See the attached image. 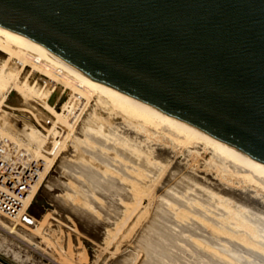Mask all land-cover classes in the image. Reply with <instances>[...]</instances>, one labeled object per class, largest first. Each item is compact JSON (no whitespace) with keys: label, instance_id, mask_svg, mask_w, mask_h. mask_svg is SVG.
I'll use <instances>...</instances> for the list:
<instances>
[{"label":"bare ground","instance_id":"1","mask_svg":"<svg viewBox=\"0 0 264 264\" xmlns=\"http://www.w3.org/2000/svg\"><path fill=\"white\" fill-rule=\"evenodd\" d=\"M0 133L14 138L45 164L34 199L27 209L28 223L0 214V228L7 234H15L27 243H39L38 238L48 236V232L52 235L50 225L53 223L60 239L63 226L68 221L71 223L72 212L73 218L77 217L74 219L83 221L82 225L91 224L97 233L100 231V222L106 220L101 221L99 214L98 222L89 212L95 205L97 196L93 194L96 192L91 190L93 206L80 201L75 194V188L77 193L82 190L77 189L78 184L74 186L75 181L67 180L65 175L49 173L51 167V172L68 169L78 174L79 185L85 187L88 195L92 193L91 186L103 191L107 199L104 216L112 219V227L103 231L102 241L95 246L108 255L115 254L121 243L127 252L130 247L131 253H126L130 257L140 249L147 254L156 252L157 256L152 255L149 261L163 264V257L166 258L170 250L167 246L187 234L195 255L206 254L210 259L208 264L211 261L213 264H264L263 167L164 115L130 102L1 26ZM205 153L208 157L199 164V158ZM167 168L166 179L160 185L162 192L158 196L156 191L158 197L152 202L160 213L148 216L131 239L133 245L129 246L126 237L151 202L149 183L157 181ZM52 186L63 187L64 192L51 194L47 206L43 194ZM86 196L84 198L89 199ZM37 198H41L40 201ZM157 217L166 222L161 228V223L157 227ZM151 233L158 234L164 242ZM201 238L209 240V244ZM186 242L182 240L185 244L182 245L179 239L178 244L183 246L181 251L187 249L189 242L188 245ZM54 245L50 246L51 253L57 252L58 247ZM175 248L174 252L178 247ZM181 251L179 249V254ZM126 256L117 257L115 264H133V258L127 261L130 257ZM182 260L183 264L189 262ZM192 261L194 264L196 260Z\"/></svg>","mask_w":264,"mask_h":264},{"label":"water","instance_id":"2","mask_svg":"<svg viewBox=\"0 0 264 264\" xmlns=\"http://www.w3.org/2000/svg\"><path fill=\"white\" fill-rule=\"evenodd\" d=\"M0 26L264 168V0H0Z\"/></svg>","mask_w":264,"mask_h":264},{"label":"rangeland","instance_id":"3","mask_svg":"<svg viewBox=\"0 0 264 264\" xmlns=\"http://www.w3.org/2000/svg\"><path fill=\"white\" fill-rule=\"evenodd\" d=\"M205 157L207 158L208 157V154L207 153H205L202 157H200L199 158V164H201L202 162H203V160L205 159ZM190 166H188V168H189ZM49 173H51V174H53V175H60V176H64L65 178H67V180H71L72 182H74L73 184H74V186H77L76 184H78V186H77V189L79 188V189H82L83 191H85L84 189H85V187H84V189L82 188V187H80V185H79V175L78 174H76V173H73V172H68L67 170L68 169H65V172L64 171H62L61 169H58L57 171H52L51 172V167L49 168ZM168 168L162 173V175L159 177V179L157 180V181H155V182H151V183H149V190H150V193H151V202H150V204L146 207V210H145V212L147 211V213H143L142 214V217L140 218V221L139 222H137V223H135V225H133V230H131V233L129 234V235H127V239H129V241H128V245L131 243V239H133V237L135 236V234L139 231V229H141V225H143L144 224V221L146 220V219H148V216H149V218L151 217V216H153V214L154 213H156V212H159L158 211V209L156 210V208H153V206H154V203H152L153 202V200H155L158 196H159V193L160 192H162V188H161V182H163L166 178V176H167V173H168ZM63 173H62V172ZM65 173V174H64ZM74 175H73V174ZM166 174V175H165ZM76 176V177H75ZM78 177V178H77ZM76 178V179H75ZM164 178V179H163ZM162 179V180H161ZM77 180V181H76ZM153 185V186H152ZM160 187V188H159ZM91 188H93V189H91ZM95 188V189H94ZM157 188V189H156ZM97 188L96 187H90V191L91 190H93L94 192H96V193H94V192H90L91 194H89L88 195V193H86L87 191H85V193L84 194H87L88 196H89V199L88 198H84V196H86V195H84L82 192V190H79V191H81V192H79V193H77L76 192V188H75V194H77V198L81 201H83V200H85L84 202H89V204H90V206L92 205H94V198L93 199H91L90 198V195L92 196V194L93 195H95V196H97V198H95V205L93 206V207H90V210L91 211H89L90 213H91V215H92V213H93V215H92V217L93 216H95V217H93V218H95V219H97L98 220V222H100V220H99V214H100V217L102 218L101 219V221L102 220H106V221H104L105 223H102V222H100V231L97 233L96 232V230H94V226L93 225H91V224H85L84 223V225H88L87 227L86 226H84V225H82L83 224V221L82 222H80V219H79V221L77 220V219H74V218H77V217H74L73 218V216H75V214L73 213H71V215H70V218H71V223H70V221H68L67 222V224L66 225H64L63 226V228L64 229H62V232H63V234L61 235V237L62 238H60L59 239V237H60V234H59V230L54 226V225H52L53 223H51V225H50V228H53L52 229V231H51V234L52 235H49L50 233L48 232V236H44L43 238H38V241H39V243H27L26 241H24V240H22V239H20V238H18L15 234H10V233H6L5 231H3L1 228H0V255L1 256H3L4 258H6L7 260H9V261H11V262H13L14 264H78L79 262V264H83L84 262V264H115V261H116V259H117V257L119 258V257H125L127 254H129V253H131V251H129V249H130V247L129 248H127L128 249V252L126 251V248H125V246L124 245H122L121 243L118 245L119 246V249H118V251L117 252H115V254H113V255H108V254H106L105 252H102V251H100L99 250V247L98 246H95L96 244V242H98V241H102V238H103V231L106 229V228H111L112 227V219H105V216L104 215H106V213L105 212H107L106 210H107V199L105 198V195H104V193H103V191H101V190H96ZM156 191L158 192V196L157 195H155L156 194ZM54 192H56V193H62V192H64V188L63 187H60V186H52V188L51 189H47L45 192H44V194H43V199L45 200V203H46V205L48 206V204H49V198H50V196H51V194H56V193H54ZM98 192H99V195H98ZM155 192V193H154ZM83 195V198H82V195ZM104 196H103V195ZM79 195H81V196H79ZM88 196H86V197H88ZM103 197L104 198V200H102V198H100V197ZM156 196V197H155ZM154 198V199H153ZM38 199V198H37ZM41 199V198H40ZM40 199H38V201H40ZM99 199V201H97ZM104 201V207H103V202L101 201ZM43 200V201H44ZM93 201L92 203H91V201ZM42 202V201H41ZM43 203V202H42ZM96 203H97V205H96ZM99 203L101 204V205H99ZM106 205V206H105ZM102 206V207H101ZM98 207L100 208V210H102V212H100V210L98 209ZM103 208V209H102ZM150 209V210H149ZM152 209H154V211L152 210ZM105 212H104V211ZM96 211V212H95ZM153 211V212H152ZM98 212V213H97ZM96 213V214H95ZM102 213V214H101ZM148 213H150V214H148ZM160 213V212H159ZM148 214V215H147ZM98 215V216H97ZM151 215V216H150ZM144 217V218H143ZM93 218H91V221H92V223L94 224V220H92ZM104 218V219H103ZM159 217H157V219H158ZM161 220H163V219H161V218H159L158 219V223L156 222V224H157V227H158V224H160L161 223V225H159V228H161V226L163 227V224L162 223H166V222H164V221H162L161 222ZM77 221V222H76ZM78 222H80V223H78ZM107 222V223H106ZM71 224H74V226L73 225H71ZM102 224V225H101ZM169 223H167V225H168ZM71 225V226H70ZM91 225V226H90ZM105 225V226H104ZM110 225V226H109ZM154 225H155V222H154ZM66 226H68V227H66ZM69 226H70V228H69ZM73 226V227H72ZM102 226V227H101ZM171 226H173V225H171ZM71 227L73 228V230L71 231ZM74 227H76V230L74 229ZM105 227V228H104ZM137 227V228H136ZM140 227V228H139ZM174 227V226H173ZM67 228H68V230H67ZM66 229V230H65ZM101 229H103V230H101ZM138 229V230H137ZM175 229H177L176 227H175ZM63 230H65L66 232H64ZM135 230H136V232H135ZM70 234H69V233ZM76 232V233H75ZM135 232V233H134ZM157 232H159L158 231V229L156 230V233ZM66 233V237H65V234ZM74 233H75V235H74ZM80 233V234H79ZM96 233V234H95ZM134 233V234H133ZM68 234V235H67ZM90 234V235H89ZM152 234V236H154L157 240H162L163 242H164V240L161 238H159L160 236L158 235V234H153V233H151ZM64 235V236H63ZM133 235V236H132ZM186 236H182V238H187L188 236H187V234H185ZM49 236H50V238H49ZM67 236H69V237H67ZM87 236V237H86ZM17 237V238H16ZM71 237V238H70ZM129 237V238H128ZM45 238H46V240L48 241H46L45 240ZM53 238V239H52ZM69 238V239H68ZM76 238V239H75ZM178 239L177 240H173V242H172V244H171V246H167L168 247V254H167V256H166V258L165 257H163V264L164 263H169L170 264V262L172 263V264H183L182 262H184V260H182V259H185L186 260V262L185 263H187L188 261L191 263V261L189 260V259H193L194 261H192V262H194V264H203V262H204V264H208V260H210L207 256H206V254H204V256H203V253L201 254H199V257L198 256H196L195 255V252L193 251L194 249H193V246L192 245H190L192 242H189V239L190 238H187V240H185L184 241V239H182L181 238V236L180 237H177ZM198 238V237H197ZM40 239V240H39ZM57 239H59V240H57ZM179 239H180V242L182 243V240H183V242H186L187 243V245H188V242H189V245L187 246V247H185V248H187L186 250L184 249H182V251H181V248H183V246H181V244L179 245L178 244V242H179ZM203 241H204V243H206V241L208 242V244H209V240H204L205 238H201ZM52 240V241H51ZM67 240V241H66ZM71 240V241H70ZM201 240V241H202ZM54 241V242H53ZM57 241V242H56ZM60 241V242H59ZM62 241V242H61ZM44 242V243H43ZM50 245H54L53 243H55V248H57L58 247V249H57V252H54V251H52L54 254H55V257L56 258H54V254L53 253H51V245L50 246H48V244ZM67 242V243H66ZM175 242H177V243H175ZM60 243V244H59ZM64 243H66L67 245H65ZM77 243H79V246H78V244ZM89 243V244H88ZM175 243V245H173ZM57 244V245H56ZM132 244V243H131ZM130 244V245H131ZM214 244V243H213ZM66 247H65V246ZM129 245V246H130ZM133 245V244H132ZM177 245V246H176ZM182 245H185V244H183L182 243ZM7 246H9L8 248H7ZM70 247V248H68V247ZM93 246H94V248H93ZM120 246H121V248H120ZM181 246V247H180ZM191 247L192 246V249H190L191 250V252H190V250L188 249V247ZM30 247V248H29ZM113 247H115V245L113 246ZM175 247H178V249H177V251H175L174 252V250H176V248ZM180 247V248H179ZM189 247V248H190ZM32 248H34V249H32ZM48 248H49V250H48ZM64 250H63V249ZM60 249H62V251H58V250H60ZM68 249H70V250H68ZM91 249V250H90ZM138 250L140 249V248H137ZM179 249H180V254H179ZM143 250V249H142ZM77 251H79L78 253H77ZM183 251H188L187 253H183ZM15 252H18V254L16 255L15 254ZM42 252V253H41ZM59 252V254H57ZM101 252V253H100ZM125 252V253H124ZM139 252V251H138ZM141 252V253H140ZM140 252L137 254V253H133V254H131V257L133 258L132 260L134 261V263L133 264H153V262H150L149 261V259H153L152 258V255H154L153 257L155 258L156 256H157V254H156V252H154V253H152V252H149L150 254H147L146 253V251H141V249H140ZM176 253L175 255L177 256H175L174 255V253ZM124 253V254H123ZM127 253V254H126ZM178 253V254H177ZM183 255H182V254ZM192 255H191V254ZM205 253V252H204ZM103 254V255H102ZM147 254V255H146ZM170 254V255H169ZM186 254V257L184 256ZM78 255V256H77ZM79 255H81V256H79ZM84 255V256H83ZM100 255V256H99ZM125 255V256H124ZM140 255V256H139ZM169 255V256H168ZM191 256V257H187V256ZM201 255V256H200ZM16 256H19V257H17L16 258ZM25 256H26V258H25ZM59 256V257H58ZM95 256V257H94ZM97 256V257H96ZM114 256V257H113ZM134 256V257H133ZM181 256V257H180ZM182 256H184V257H182ZM203 256V257H202ZM83 257H86V259L85 258H83ZM106 257V258H105ZM126 257H130L129 255H127ZM131 257L130 258H126V260L128 261L129 259H131ZM137 257H139V258H137ZM142 257V258H141ZM172 257V258H171ZM178 257H180V258H182V259H179ZM200 257H201V259H200ZM204 257L206 258V260L204 259ZM53 258V259H52ZM58 258V259H57ZM79 258V259H78ZM174 259L173 261L171 260V259ZM176 258L177 259H179L180 261H177L176 260ZM22 259H24V260H22ZM54 259H55V262H54ZM82 259V260H81ZM84 259V260H83ZM103 259H105V260H103ZM143 259V260H142ZM166 259V260H165ZM199 261H198V260ZM203 259H204V261H203ZM20 260H22L23 262H20ZM57 260V261H56ZM61 260V261H60ZM88 260V261H87ZM93 260V261H92ZM96 260H97V262H96ZM140 260V261H139ZM176 260V261H175ZM182 260V261H181ZM103 261V262H102ZM167 261V262H166ZM170 261V262H169ZM202 263H201V262ZM76 262V263H75ZM88 262V263H87ZM137 262V263H136ZM175 262V263H174ZM188 262V264H190ZM197 262V263H196ZM199 262V263H198ZM206 262V263H205ZM212 262V261H211ZM211 262H209V264L211 263ZM129 264V263H128ZM191 264H193V263H191ZM211 264H213V263H211Z\"/></svg>","mask_w":264,"mask_h":264},{"label":"built area","instance_id":"4","mask_svg":"<svg viewBox=\"0 0 264 264\" xmlns=\"http://www.w3.org/2000/svg\"><path fill=\"white\" fill-rule=\"evenodd\" d=\"M44 161L34 157L14 138L0 133V214L27 222ZM30 222V221H29Z\"/></svg>","mask_w":264,"mask_h":264}]
</instances>
